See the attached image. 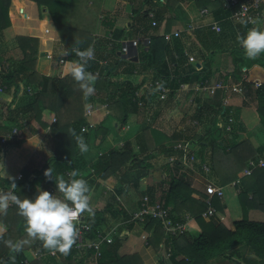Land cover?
Segmentation results:
<instances>
[{
  "label": "trees",
  "instance_id": "16d2710c",
  "mask_svg": "<svg viewBox=\"0 0 264 264\" xmlns=\"http://www.w3.org/2000/svg\"><path fill=\"white\" fill-rule=\"evenodd\" d=\"M30 1L34 2L38 9H46L47 15L59 37L56 45L60 46L61 51L65 49L69 52L67 61L78 59L74 49L84 50L89 46L94 47L92 36L103 25L100 19L103 0ZM146 1L149 2L148 0ZM172 1L174 3L179 2V0ZM170 3L175 5L167 1L166 6H169ZM10 5L11 0H0V34L11 25L8 15ZM13 6H25V3L15 0ZM148 11L146 10L141 14L137 12L135 15H140L139 20L144 21L149 17ZM153 17L155 21V26L153 27H157L164 20L163 15L159 12L154 14ZM218 24L220 26L219 33L211 30V26L194 30L192 33L193 37L202 46L194 53L197 55V60L201 67L198 70L193 64L189 63L188 57L191 52L185 54L182 49L178 48L172 51L169 44L165 42L164 35L149 37L147 47L139 44V52L136 55L138 61L134 62L131 57L133 56L132 54L125 56L120 53L123 31H114L111 38L112 42L110 44L112 47L110 51L105 55L96 52L94 53V59L88 62L87 71L93 74L98 72L94 88L103 92V94L105 93L107 100L110 102L117 95L113 108L117 106L121 109L123 113L121 117L122 124L127 121L129 109L136 110L142 105L143 107L148 105V101L158 99V95L151 91L156 81L169 88L167 100L174 97L181 85L191 86L211 80L217 72L213 67L214 57L217 54L227 53L231 56L233 70L231 73L224 75L221 80L225 82L230 78L234 84H240L244 92L250 91L253 86L244 79L245 72L242 71V68L249 69L253 65H258L264 69V53L256 59H248L236 39L238 33L246 34L248 28L242 27L236 31L235 26L228 18L218 21ZM76 41H80V43L76 44ZM15 42L17 49L21 52V59L12 61L8 58L6 61L9 65L0 60V85L5 87V90L11 87L16 89L18 84L23 82L24 87L31 88L34 92L31 100L12 115L10 124L19 129L24 128L18 121L19 117L29 114V117L39 121L41 113L45 109L51 110L57 117V122L48 129L53 155L46 160L41 169H26L22 171L20 177L15 179V194L21 199H34L37 194L36 186L39 183H43L44 186L54 189L57 195L61 197L62 194L56 190L54 180H48L45 177V170L50 168L53 170V176L62 175L67 180L69 179L67 174L73 169L79 172L86 166L83 154L79 151L70 130H74L77 135H83L86 143L91 132H94L95 136L103 140L108 136L109 131L102 125L98 126L96 130L87 127L84 119V101L86 99L78 84L68 74L69 65L67 61L63 65L59 64V59L63 57L62 53L59 55L54 53L52 57L53 65L58 69L57 74L54 76H43L35 71L39 54V40L32 37L19 36L15 38ZM167 59L170 60L171 66L166 62ZM105 60L108 64L101 66L99 62ZM123 65L126 66L125 71L128 75H132L137 68H140L141 71L148 68L153 72L149 90L140 92L137 100H134V94L139 91V86L133 85L129 81L120 83L116 92L112 93L110 89L111 77ZM253 80L254 82L260 81L258 77ZM252 92L260 125L264 129V83L254 88ZM223 99L224 92L222 90L217 91L211 98L205 100L198 116H195L198 124L204 126L202 127L203 135H186L181 129H178L177 135L172 140L192 141L199 144V146H210L211 150L207 164L210 165L214 174L213 178H211L212 181L221 187L236 181L239 182L237 197L243 213L247 214L250 210H264V166L254 170L248 176L238 177L248 160L256 157L264 158V149L262 151L260 148H255L247 140L238 144L232 143V139H235L237 132L242 129L239 124V111L238 109L224 108ZM218 115L225 117L223 118L224 127L221 131L223 136L220 134L219 140L209 139L212 133H218L219 131L214 128V122ZM229 118L233 119V123L229 125L230 130L227 131L226 127ZM206 123L209 124L206 125ZM41 125L43 128L47 127L46 124L41 123ZM10 126H7V128ZM216 126H220V122H217ZM83 127H87L86 132H81ZM142 139L143 144H145V137L143 136ZM196 139L198 141H195ZM23 140L13 143L9 142L5 146H1L0 157L7 148L18 147L24 142ZM139 150L141 152L145 151V147L144 145L142 146L141 142ZM169 151L166 154V158H177V156L181 157L182 155L181 152H175L174 147ZM175 154L177 155L175 156ZM135 157L132 146L127 143L120 149L110 151L102 159L103 161L100 162L106 166L104 171H109L111 175L119 174L121 178L126 179L129 176L128 171L138 165V160L135 161ZM196 161L198 162L196 164L197 169L202 163H205L203 156L201 159L197 157ZM129 163L131 165L130 168H126ZM173 164L174 167H172L177 171L178 161L176 160ZM94 167L97 169L98 164ZM185 175L183 173L176 178H172L168 190L156 201H163L164 207L169 210L170 217L174 221H182V215L190 213L199 228V232L196 236L184 234L170 239L164 235L159 221L147 219L142 223L148 228L154 227L155 234L158 232L159 236L163 238L164 249L170 255L167 258V262L160 264H220L222 262H225L224 264H264V222L243 218L233 221V229L231 230L225 227L217 217L216 219L205 221L201 217V214L206 209L204 201L195 203L188 200L192 191L189 190L188 183L184 180ZM135 183L137 184V181ZM149 195L153 198L151 193ZM213 205L217 212L222 210L219 199L214 198ZM93 213L90 215L85 212L82 218L85 223L97 230L103 224L104 219L102 211H94ZM0 223L7 228L6 233L0 237V264H23V251L29 249H39L46 253L43 260L32 264H51L53 262L54 258L49 256L51 251L45 249L39 240H32L18 253L13 252L6 246L4 241L17 242L27 238L24 228L25 221L17 214L15 205H11L6 214H0ZM127 223L130 226L135 224ZM120 247L121 240L119 236H115L110 245L103 247L102 256L97 263L91 262L86 254L80 255L72 252L65 254V256L67 260H76L77 264H142L136 254L119 255Z\"/></svg>",
  "mask_w": 264,
  "mask_h": 264
},
{
  "label": "crops",
  "instance_id": "0c3cea01",
  "mask_svg": "<svg viewBox=\"0 0 264 264\" xmlns=\"http://www.w3.org/2000/svg\"><path fill=\"white\" fill-rule=\"evenodd\" d=\"M14 1L15 0H11L8 13L11 25L0 34V60L7 65H9L6 61L8 58L12 61L19 60L17 57L13 56L10 47H8L7 42L10 41L11 38L19 36L36 38L39 40V54L35 65V71L43 76H54L57 74L58 69L54 67L52 57L56 51L55 48L57 47L56 44L59 41V37L53 23L47 15L46 9L41 10L42 14L37 27L26 29L28 31L26 34L20 33L19 27L16 26V21L19 20L20 22H24L26 20L17 16L15 12L19 14L21 10H25V8L27 9L29 6H37L30 0H18L19 2L25 3V6H13ZM148 1L149 2L146 0H103L100 15L103 25L100 27L99 31L92 36L94 53L97 52L98 54L105 55L110 51L112 47L110 43L112 42L111 38L114 31H123L121 43H129L131 41L142 42L151 36H163L164 34H172L178 31L180 36L178 38L172 37L170 43H168L171 50L175 51V49L178 48L182 49L185 54L191 52L189 56L193 61L189 63L193 64L197 70L200 69L201 67H196L199 61L197 60V55L194 53H196L199 48H202V46L199 41L193 37V31L208 28L212 23L220 22L228 18L230 12L223 9L219 0H179L178 3H174L172 0ZM167 1L175 5L170 3L169 6H166ZM26 4L29 6H26ZM203 9L208 11L207 15H201ZM146 10H149L148 19L144 21L139 20L140 15L136 16L135 14L137 12L141 14ZM158 12L163 15L164 20L160 22L157 27H153L150 23L154 20V17L151 19L150 16H154V14ZM26 17L27 16H25V18ZM189 25L192 26L191 30H187ZM46 28L49 30V33L52 32L53 34L55 33V35L52 37H45L44 34L46 33H44V29ZM239 28H242V26L235 28V30L238 31ZM255 28L264 31V19L257 22ZM58 49L59 47H57V50ZM60 51L59 49L58 55L62 53V51ZM15 52L21 54L19 49ZM42 52H46L47 56H41L40 54ZM137 52H139V48H130V54L134 55L133 61L137 58ZM105 62L107 61L105 60ZM166 62L169 66L172 65L169 59H167ZM213 67L217 72L210 81H222V77L231 73L233 70L231 56L227 53L217 54L214 57ZM125 68L126 66L124 65L120 66L111 77L110 89L112 93L116 92L118 85L123 81H129L133 85L139 86V93L149 90L151 80L153 79V72L151 69L147 68L141 71L140 68H137L132 75H128ZM242 71L245 72L244 79L251 84L253 88H251L250 91L244 92L242 87H240L241 91L239 93L229 92V94H224L223 99L224 108L228 107L238 109L239 111V124L242 129L237 132L236 138L232 139V143L234 144H238L244 139L249 141L252 132L248 128V123L250 121L255 122L256 127H260V119L256 112V102L252 90L264 83V69L258 65H253L249 69L242 68ZM256 77L259 78V82H254L253 79ZM225 82L227 84L233 83L230 78ZM95 85L96 79L94 81V87ZM196 85L197 84L191 86L181 85L174 97L168 98L166 101L159 99L151 100L150 102L148 101V105L144 107L142 105L136 110L129 109L127 121L122 124L121 117L123 113L121 109L117 106L113 108V104L115 100H117V95L111 103L107 100L105 93L103 94V92L94 88V94L84 101V119L87 127L96 130L98 126L102 125V127L109 131V134L103 140L95 136L96 140L94 141L93 149L90 147V139L88 140V151L83 153L86 166L78 172L79 176L77 178H83L88 183L90 188L88 195L90 197V206L93 212L102 211L104 222L97 229L108 234L113 233L119 236L121 247L118 254L121 256L136 254L142 264H160L162 262H167V257L165 255L167 251L164 249L163 238L159 236L158 232L155 234L154 227L148 228L145 224L136 223L130 226V224L127 223V218L138 209L140 201L144 196L148 195L152 202L159 200L160 196L168 190L170 180L175 178L174 175L176 171L173 170L174 168L169 162V159L174 157L166 159V154L170 152L169 150L173 148L177 142L182 141L172 140V138L177 135L179 125L183 123V121H179L178 108L180 103L193 94L195 95L193 100L198 104L200 102L203 104L205 100L212 97L196 91ZM33 92L31 88L24 87V83L21 82L16 89L11 87L0 94V147L5 146L9 142H16L15 140H8L6 144H2L1 139L6 137L13 128L19 129L10 124L12 122V115L22 109L31 100ZM196 104L193 103V110L191 113L194 112ZM89 107L92 108L91 114L90 116H85ZM199 110L200 108L196 111V114L193 116L194 118L198 116ZM185 114H187V112ZM29 116V114H26L18 118L19 123L24 126V128L19 129L24 142L18 147L13 146L7 148L0 157V191L6 192L10 190L9 184L11 181L4 178V171L7 176L14 178L15 181V179L20 177L22 171L26 169H41L46 160L53 155L52 142L48 129L52 124L57 122L56 115L51 110L45 109L42 111L39 121ZM223 118L225 117L218 115L214 122V128L219 130V134H221V130L224 126ZM53 120H55V122H53ZM177 122L178 124H176ZM217 122H220V126L218 127L216 126ZM41 123L46 124L47 127L43 128ZM7 126L10 127L7 128ZM262 131H264V129H262ZM182 132L185 133V130H182ZM142 135L145 137V144H143ZM140 142L142 146L144 145L145 151L141 152L139 150ZM127 143H130L133 148L134 155L136 156L135 161L138 160L137 167L128 171V178L124 179L121 178L119 174L111 175L109 171H104L106 166L104 163L101 164L103 161L102 159L110 151L120 149ZM251 144L255 148L262 149V151L264 149L263 143L253 144L251 142ZM189 147L192 153L196 155V160L197 157L201 159L203 156L204 162H209L206 157L209 146H199V144L194 142L192 146ZM175 152L178 153L179 151L175 150ZM176 155L177 154H175V156ZM96 164H98L97 169L94 167ZM130 166L129 163L126 168H130ZM67 176L69 177V174H67ZM200 177V174L193 173L185 175L184 180L188 183L189 190L192 191L190 199H188L189 202L193 201L196 203L198 201H204L207 197L203 180ZM135 181H137V184ZM230 186L232 189L231 191H233L236 189L237 185L231 184ZM129 188L133 189L135 192H131ZM51 189L52 188L44 186L43 183H39L36 186V192H38V190L50 192ZM52 190L53 192L50 193L60 197L54 189ZM150 193L153 195V198L149 195ZM223 198L219 199L222 210L218 212L217 218H219L220 222L225 227L232 230L233 221L226 222L224 217L221 216L227 211L226 205L222 202ZM186 218H188L189 229L191 225H193L199 232V228L194 222L193 216L190 213H184L182 219L185 220ZM250 218L252 221L264 222V210H251ZM189 229L186 233L187 235H189ZM6 230V226L0 223V237L6 233ZM142 237H145V239ZM38 251L39 249L23 251L25 264H32L43 260L46 255L41 259L35 257L34 254ZM49 256L54 258L51 264H77L76 260H67L65 255H61L58 252L51 251L49 252Z\"/></svg>",
  "mask_w": 264,
  "mask_h": 264
},
{
  "label": "built area",
  "instance_id": "2783aa9c",
  "mask_svg": "<svg viewBox=\"0 0 264 264\" xmlns=\"http://www.w3.org/2000/svg\"><path fill=\"white\" fill-rule=\"evenodd\" d=\"M222 4L224 10L230 12L228 16V20L238 28L239 26L246 27L251 29L256 26L257 22L264 19V0H219ZM208 11L203 9L201 11V15H207ZM20 18L23 20H28V14L25 10H21L19 12ZM27 16V18H25ZM153 19V16H150ZM152 26H155V21L152 20ZM211 30L216 33L220 32V26L218 22H214L211 25ZM192 26L189 25L187 30H191ZM44 33H49V30L46 28L44 29ZM180 33L178 31L172 34H164L163 38L165 42L170 43L172 37L178 38ZM142 45L147 47L149 44V39L139 42V41H131L129 43H121L120 52L121 54L128 56L130 54V48H138V46ZM65 49H62V58L59 59V64L63 65L67 59L68 55H64ZM132 58L134 57L131 56ZM93 60V59H92ZM189 62H192L193 59L189 56ZM99 64L101 66H106L107 62L100 61ZM95 77L98 76V72H96ZM240 84H227L223 81H210L206 80L202 83L196 85V91L206 94L208 96H213L217 91L222 90L224 94H229V92L239 93L241 91ZM5 87L0 86V94L4 92ZM158 95L159 100H166L169 88L163 86L159 81L154 83V88L151 90ZM139 98V92L134 94V100ZM91 107H89L88 111L86 112L85 116H90L91 114ZM55 122V120H53ZM198 122H194L197 124ZM233 123V119H228V125L226 127L227 131L230 130V126ZM87 127H83L81 132H86ZM22 139V135L19 129L13 128V130L4 138L1 139L2 144H6L8 140H15L19 141ZM194 142L192 141H180L174 145V149L181 152V157L177 158H170L169 162L173 166L176 160L179 163L178 169L182 170L180 173L185 174H200L201 178H203L204 189L207 193V197L204 200L206 209L201 214L202 219L209 221L212 219H216L217 211L213 205V199H222L224 196L223 187L214 183L209 175L211 171L210 165L206 162L202 163L199 169L196 168V156L191 152L189 146H192ZM264 166V158L256 157L254 159H250L247 161L245 168L242 170L241 177L250 175L254 170ZM174 167V166H173ZM179 170V171H180ZM233 185H238L239 182L236 181L232 183ZM50 192H53L51 189ZM147 219L157 220L161 223L164 235L168 238H177L187 233L189 226H188V218L182 221H174L171 219L169 210L164 207L163 201H155L151 202L147 196H144L140 201L138 209L129 215L128 221L129 223H136L142 224ZM79 228V236L76 243L72 246L70 251L67 254L72 252H76L80 255H88L89 260L93 263H97L98 260L102 256V249L104 246H108L113 242V238L111 234L105 233L104 231L95 230L92 226L85 223L83 221L82 216L77 221V225ZM145 239V237H142ZM61 255L60 252H58ZM35 257L37 259H41L46 255V253L39 250L36 252ZM169 253L167 252V256L169 257ZM25 264V262H23Z\"/></svg>",
  "mask_w": 264,
  "mask_h": 264
},
{
  "label": "clouds",
  "instance_id": "9594fccd",
  "mask_svg": "<svg viewBox=\"0 0 264 264\" xmlns=\"http://www.w3.org/2000/svg\"><path fill=\"white\" fill-rule=\"evenodd\" d=\"M236 39L248 59H256L264 53V31L253 27L246 34L238 33ZM75 43L79 44L80 41ZM74 51L78 59L67 61L68 74L78 84L87 100L95 92L96 77L87 71L89 60L94 59V48L89 46L84 50L76 48ZM64 55H69V52L65 50ZM70 132L75 138L79 151L82 154L86 153L88 145L83 135H77L74 130ZM44 175L48 180H54L56 190L62 194L61 197L49 191L38 190L34 199H21L15 194L14 178L3 172L4 178L11 183L9 191H0V214H6L8 208L15 205L17 214L25 221L24 228L27 236L26 239L17 242L4 241L13 252L18 253L32 240H39L45 249L67 254L79 236L77 221L85 212L94 214L88 195L90 188L85 179L77 178L79 176L77 170L73 169L67 180L62 175L53 176V170L50 168L45 170Z\"/></svg>",
  "mask_w": 264,
  "mask_h": 264
},
{
  "label": "rangeland",
  "instance_id": "374dc122",
  "mask_svg": "<svg viewBox=\"0 0 264 264\" xmlns=\"http://www.w3.org/2000/svg\"><path fill=\"white\" fill-rule=\"evenodd\" d=\"M26 6H29V5L26 4ZM25 12H27V14L29 16L28 17L29 19L24 21V22H20L19 20L16 21V26L19 27V29H20L19 32L20 33H25L26 34L28 32L26 29L38 26L39 20L41 18L42 11L40 9H38L37 7H35V6H29V7H27V9L25 8ZM15 14H17V16H19L18 12L17 13L15 12ZM53 35H55V33L53 34L52 32H50L49 34H44L45 37H52ZM7 44H8V47H10V49H11L10 51H12L13 56L17 57L18 59H21V54L19 52H15L17 50L15 38H11L10 41L7 42ZM57 47H59V49H60V46H57ZM57 47L55 48V50H57ZM59 49L57 51H55V53L58 54ZM10 58H12V57H10ZM31 91H32V89H31ZM194 96L195 95L193 94L192 96H190L189 98L184 99L180 103V106L178 108L179 109V121L181 120V121H183V123L179 125L178 129L185 130V134L186 135H192L193 134L194 136H198V135H203L204 134V131L202 129V127H204V126L200 125L198 123L194 124V122H198V120L193 118V116L196 114V111H198V108H201L202 107L201 105H203V104L201 102L199 104L196 101L194 102V100H193ZM193 103H195V104L197 103L198 105L196 104L194 112L191 113L192 110H193L192 109ZM186 112H187V114H185ZM183 114H185V115L182 116ZM176 124H178V122ZM208 124L209 123H206V125H208ZM248 128L252 131L251 132V136L249 137L250 143L252 142L253 144H257V143L258 144H262V143L264 144V131H262L263 128H261V125H260V127H256L255 122L250 121L248 123ZM171 130H173V129H171ZM221 136H223V135L221 134ZM219 137H220L219 133H212L210 135L209 139L219 140ZM89 139L91 141L90 147H91V149H93L94 148V141L96 140L94 132L90 133ZM195 141H198V140L196 139ZM243 141H245V139ZM210 150L211 149H210V146H209V149L206 152V157L208 158L207 159L208 161H209V156H210ZM173 170L176 171L175 169H173ZM179 170L180 169H178L176 171V173L174 175L175 178L180 176V174H182V173H180L182 170H180V171ZM241 173L242 172H240L238 174L239 178L241 177ZM210 175H212V176H210V178L214 176L212 170L210 171ZM202 180H203V178H202ZM230 185L231 184L224 186L225 196H224L222 202L226 205L225 207H226L227 211L225 210L226 212L224 214H222L221 216L224 217L226 222L236 221V220H240V219H243V218H248L249 220H251V218H250L251 210L246 214V213H243V211H242V209L240 207L239 199H238V197L236 195V194H238V191H239L238 190L239 189V185H237L236 189L233 190V191H231L232 189H231ZM129 190L131 192H135L131 188H129ZM197 232L198 231L196 230V228H194L193 225H191V227L189 229V235L190 236L196 235ZM111 235H112L113 239L116 236L113 233ZM165 255L168 258L167 254H165ZM224 263L225 262H222L220 264H224Z\"/></svg>",
  "mask_w": 264,
  "mask_h": 264
},
{
  "label": "water",
  "instance_id": "95a60500",
  "mask_svg": "<svg viewBox=\"0 0 264 264\" xmlns=\"http://www.w3.org/2000/svg\"><path fill=\"white\" fill-rule=\"evenodd\" d=\"M40 55H41V56H47V53H46V52H42ZM134 61H137V58H135ZM196 67L199 68L200 65L197 64ZM238 264H240V263H238Z\"/></svg>",
  "mask_w": 264,
  "mask_h": 264
}]
</instances>
